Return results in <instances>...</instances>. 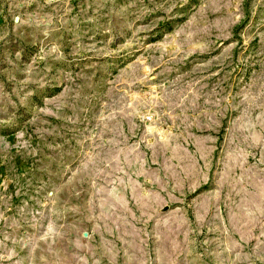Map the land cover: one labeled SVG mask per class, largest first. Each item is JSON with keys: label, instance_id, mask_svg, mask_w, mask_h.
<instances>
[{"label": "rangeland", "instance_id": "obj_1", "mask_svg": "<svg viewBox=\"0 0 264 264\" xmlns=\"http://www.w3.org/2000/svg\"><path fill=\"white\" fill-rule=\"evenodd\" d=\"M0 264H264V0H0Z\"/></svg>", "mask_w": 264, "mask_h": 264}]
</instances>
